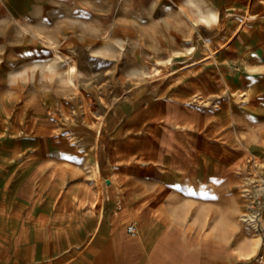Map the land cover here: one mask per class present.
<instances>
[{
  "label": "rangeland",
  "instance_id": "374dc122",
  "mask_svg": "<svg viewBox=\"0 0 264 264\" xmlns=\"http://www.w3.org/2000/svg\"><path fill=\"white\" fill-rule=\"evenodd\" d=\"M154 115L177 126L163 136L184 123L186 135L210 137L234 190L219 200V221L234 206L249 244L229 254L237 264L264 257V0H0V159L9 150L12 180L19 165L27 177L36 170L37 183L15 187L28 201L49 195L36 186L42 176L53 196L85 181L98 197L111 179L107 191L122 201L148 175V150L147 164L114 143L146 137L148 125L116 133L131 116ZM244 147V161L230 156Z\"/></svg>",
  "mask_w": 264,
  "mask_h": 264
},
{
  "label": "crops",
  "instance_id": "0c3cea01",
  "mask_svg": "<svg viewBox=\"0 0 264 264\" xmlns=\"http://www.w3.org/2000/svg\"><path fill=\"white\" fill-rule=\"evenodd\" d=\"M158 117L128 118L117 136L126 130L137 131L145 122L147 136L116 141L115 154L122 156L126 150L134 149L140 160L146 162L143 156L150 141L166 135L168 127H177L172 125L169 115ZM185 127L175 131V135H186L189 126ZM189 134L203 135L195 131ZM2 152L0 264H237L229 254L231 246L247 244L248 248L247 241L243 240V244L240 241L242 233L235 229L234 206L228 207L232 213L227 215L226 226L219 221V200L228 199L226 194L234 190L219 178L218 164L213 165L211 178L205 180L200 178L198 169L185 175L184 170L183 175L175 171L180 178L164 183L159 196L154 194L149 166L147 176L133 179L126 186L122 201L108 193L109 188L118 186L111 179L113 186L100 184L98 197L86 188L85 181L69 186L64 195L53 196V183L49 185L48 178L42 176L36 186L40 190L49 188V195L41 201L38 197L28 201L15 187L36 182V170L27 177L25 165H19L12 180L14 163L9 150ZM120 164L119 168L124 169ZM78 188L80 191H76ZM157 197L161 204L158 207L154 204ZM96 199L100 200V206L95 210L88 205ZM121 203L124 208L119 206ZM115 206L117 210H113ZM157 218L161 224L159 232ZM131 224L136 227L135 234L128 231Z\"/></svg>",
  "mask_w": 264,
  "mask_h": 264
},
{
  "label": "bare ground",
  "instance_id": "6f19581e",
  "mask_svg": "<svg viewBox=\"0 0 264 264\" xmlns=\"http://www.w3.org/2000/svg\"><path fill=\"white\" fill-rule=\"evenodd\" d=\"M162 117L164 116L160 115L158 119ZM209 138L210 137L208 135H178L173 137L157 136L150 141V143L146 146V149L148 150L147 153L150 171L153 173L152 182L154 194L159 196V192L162 189L164 183L172 179V175L176 174L175 171H179L177 174L183 175L182 171L184 170L185 175L188 173V171L198 169V171L201 173L202 179L205 180L211 178L214 165V150H209V148L206 146L208 144L207 140ZM239 141L242 144L244 143L241 139ZM241 150H243V154H239L236 152V150H233L230 156L233 159L239 157L241 158V162L244 161L246 148ZM243 191H245V189H240L239 196L241 199H246L247 195L242 193ZM154 204H156V207L161 205L158 197ZM157 220V229L159 232L161 231V224L158 218ZM236 255L240 257L241 260H249L246 254L242 251L238 254L236 253Z\"/></svg>",
  "mask_w": 264,
  "mask_h": 264
},
{
  "label": "built area",
  "instance_id": "2783aa9c",
  "mask_svg": "<svg viewBox=\"0 0 264 264\" xmlns=\"http://www.w3.org/2000/svg\"><path fill=\"white\" fill-rule=\"evenodd\" d=\"M128 231L131 233V234H135L136 233V227L134 224H131L129 227H128ZM253 264H264V257L262 255L258 256Z\"/></svg>",
  "mask_w": 264,
  "mask_h": 264
}]
</instances>
